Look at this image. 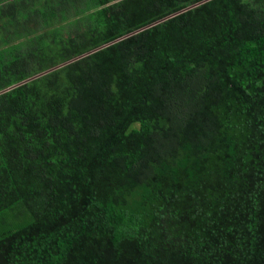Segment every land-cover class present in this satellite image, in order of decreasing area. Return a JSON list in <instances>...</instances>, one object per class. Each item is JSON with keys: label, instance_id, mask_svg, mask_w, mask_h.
I'll return each mask as SVG.
<instances>
[{"label": "trees", "instance_id": "1", "mask_svg": "<svg viewBox=\"0 0 264 264\" xmlns=\"http://www.w3.org/2000/svg\"><path fill=\"white\" fill-rule=\"evenodd\" d=\"M112 1L0 0V91L103 46L0 93V264H264V0Z\"/></svg>", "mask_w": 264, "mask_h": 264}, {"label": "water", "instance_id": "2", "mask_svg": "<svg viewBox=\"0 0 264 264\" xmlns=\"http://www.w3.org/2000/svg\"><path fill=\"white\" fill-rule=\"evenodd\" d=\"M204 1H206V0H204ZM204 1H202V2H204ZM200 3H201V2H199V3H197V4H194V5H192V6H189V7L185 8V9H183V10L178 11L177 13H174V14H172V15H169V16H167V17H165V18H163V19H161V20H159V21H157V22H154V23H152V24H150V25H147V26H145V27H143V28H141V29H139V30H143V29H145V28H147V27H149V26H151V25H153V24H156V23H158V22H160V21H162V20H164V19H166V18H168V17H171V16H173V15H175V14H178V13L184 11V10L190 9V8H192V7H195L196 5H198V4H200ZM139 30H137V31H139ZM113 42H115V41H113ZM111 43H112V42H111ZM111 43H109V44H111ZM104 46H105V45H104ZM102 47H103V46H101V47H99V48H96V49H94V50H91V51H89V52H87V53H85V54H82V55L78 56V57H75V58L71 59L70 61H67V62L62 63V64H60V65H57V66H55V67H53V68H50V69H48V70H46V71H44V72H42V73L36 74V75H34V76H32V77L26 79V80H23L22 82H20V83H18V84H16V85H20V84L25 83V82H27V81H29V80H32V79H34V78H37V77H39V76H41V75H43V74H45V73H47V72H49V71H52V70H54V69H56V68H59V67L65 65V64H67V63H69V62L75 61V60H77V59H79V58H81V57H83V56H86V55H88V54H90V53H92V52H94V51H96V50H98V49H100V48H102ZM16 85L10 86V87L4 89L3 91H0V93L6 91V90H8V89H11V88H13V87L16 86Z\"/></svg>", "mask_w": 264, "mask_h": 264}, {"label": "rangeland", "instance_id": "3", "mask_svg": "<svg viewBox=\"0 0 264 264\" xmlns=\"http://www.w3.org/2000/svg\"><path fill=\"white\" fill-rule=\"evenodd\" d=\"M118 1H120V0H114V1H112L110 4L116 3V2H118Z\"/></svg>", "mask_w": 264, "mask_h": 264}]
</instances>
